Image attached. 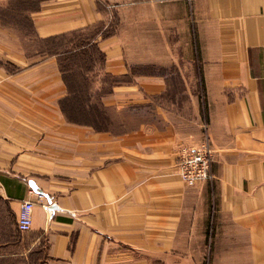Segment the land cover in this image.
<instances>
[{
    "label": "crops",
    "instance_id": "1",
    "mask_svg": "<svg viewBox=\"0 0 264 264\" xmlns=\"http://www.w3.org/2000/svg\"><path fill=\"white\" fill-rule=\"evenodd\" d=\"M129 20L149 23L148 56L127 40ZM91 29L112 79L89 87L103 130L61 108V37ZM206 137L213 177L188 187L177 159ZM2 257L264 264V0H0Z\"/></svg>",
    "mask_w": 264,
    "mask_h": 264
},
{
    "label": "trees",
    "instance_id": "2",
    "mask_svg": "<svg viewBox=\"0 0 264 264\" xmlns=\"http://www.w3.org/2000/svg\"><path fill=\"white\" fill-rule=\"evenodd\" d=\"M76 34L82 36L77 32L61 37L60 68L68 90L61 103L62 112L71 123L103 130L108 127L109 119L102 108L91 104L88 75L94 73L98 63L103 67L104 54L91 42V37L78 42L68 40Z\"/></svg>",
    "mask_w": 264,
    "mask_h": 264
},
{
    "label": "built area",
    "instance_id": "3",
    "mask_svg": "<svg viewBox=\"0 0 264 264\" xmlns=\"http://www.w3.org/2000/svg\"><path fill=\"white\" fill-rule=\"evenodd\" d=\"M152 2H175L185 1L192 3L196 0H151ZM214 153L211 142L206 137L194 148L183 150L177 159L175 169L181 181L188 187L203 184L212 179L211 166ZM33 203L23 201L20 204V211L17 220V228L21 233H26L32 227Z\"/></svg>",
    "mask_w": 264,
    "mask_h": 264
},
{
    "label": "rangeland",
    "instance_id": "4",
    "mask_svg": "<svg viewBox=\"0 0 264 264\" xmlns=\"http://www.w3.org/2000/svg\"><path fill=\"white\" fill-rule=\"evenodd\" d=\"M154 3V2H153ZM132 19V18H131ZM112 26H116V23L111 24ZM123 25H125L124 27V31L125 34L127 35V40L132 42V43H136L134 45V48L137 49H141L142 51L146 52V55L148 56L149 54V49H150V40H151V28L149 26V23H147V25L144 28H139L137 25L134 24L133 20H129L126 23H124ZM165 27V26H163ZM116 27H109V29L104 31V35H112L115 33ZM99 30L98 29H91L88 30L84 33V36H80V35H75V36H69L68 40H76L75 42H78V40H81V38H85V37H92L95 36L97 34ZM154 32H156V27L154 28ZM137 68V67H136ZM134 69V73H149V69L150 66L149 65H145L144 67H140L138 69ZM101 66L98 63L97 67L94 69V73H91V77H90V82L93 83L96 81V78L99 81H106V82H111L112 79L104 76L101 72H100ZM36 259V257H35ZM34 264H37L36 261L33 262ZM0 264H9V260L5 259L4 257H2V259H0Z\"/></svg>",
    "mask_w": 264,
    "mask_h": 264
},
{
    "label": "water",
    "instance_id": "5",
    "mask_svg": "<svg viewBox=\"0 0 264 264\" xmlns=\"http://www.w3.org/2000/svg\"><path fill=\"white\" fill-rule=\"evenodd\" d=\"M30 187L33 189V191H35L36 193H38L40 196H43L47 199V201L49 202V204H51V200L48 196H46L45 194H43V192L39 191L37 189V187L35 186V184L30 183ZM54 208H52L51 210H53Z\"/></svg>",
    "mask_w": 264,
    "mask_h": 264
}]
</instances>
